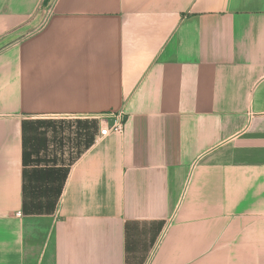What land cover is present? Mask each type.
Listing matches in <instances>:
<instances>
[{
    "label": "crops",
    "instance_id": "1",
    "mask_svg": "<svg viewBox=\"0 0 264 264\" xmlns=\"http://www.w3.org/2000/svg\"><path fill=\"white\" fill-rule=\"evenodd\" d=\"M0 264H264V0H0Z\"/></svg>",
    "mask_w": 264,
    "mask_h": 264
},
{
    "label": "built area",
    "instance_id": "2",
    "mask_svg": "<svg viewBox=\"0 0 264 264\" xmlns=\"http://www.w3.org/2000/svg\"><path fill=\"white\" fill-rule=\"evenodd\" d=\"M124 125V113L122 110L110 113L104 120L103 126L100 127L97 140L109 134H122Z\"/></svg>",
    "mask_w": 264,
    "mask_h": 264
}]
</instances>
